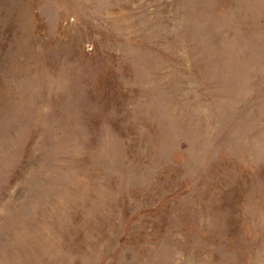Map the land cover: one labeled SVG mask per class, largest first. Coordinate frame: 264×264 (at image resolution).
Here are the masks:
<instances>
[{"label":"rangeland","instance_id":"obj_1","mask_svg":"<svg viewBox=\"0 0 264 264\" xmlns=\"http://www.w3.org/2000/svg\"><path fill=\"white\" fill-rule=\"evenodd\" d=\"M0 264H264V0H0Z\"/></svg>","mask_w":264,"mask_h":264}]
</instances>
